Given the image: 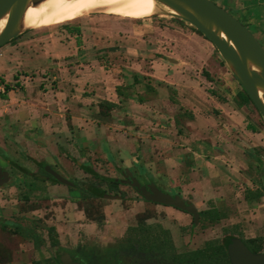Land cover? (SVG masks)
Returning <instances> with one entry per match:
<instances>
[{"label": "crops", "instance_id": "crops-1", "mask_svg": "<svg viewBox=\"0 0 264 264\" xmlns=\"http://www.w3.org/2000/svg\"><path fill=\"white\" fill-rule=\"evenodd\" d=\"M143 21L147 23L142 25ZM143 21H136L142 34L136 40L111 32L108 26L88 28L78 21L49 33L31 31L17 44L3 47L11 53L17 45L57 34L65 53L53 67L38 69L49 70L51 78L38 86L35 97L15 91L12 79H0V159L16 164L23 156L31 160L24 168L17 164L23 175L0 167L5 174L0 189L14 176L18 180L16 175L21 181L39 171L47 176L46 169L65 178L74 166L78 175L87 169L96 173L97 166L111 172L116 167L145 170V175L139 173L146 179L181 187L194 201L219 199L246 181L238 165L247 169L253 156L249 149H262L263 143L258 133L248 130L247 105L236 82L221 70L214 47L164 12ZM30 35L34 40L28 39ZM124 44L133 51L122 54ZM5 86L13 90L6 92ZM45 122L52 141L39 145ZM156 159L162 160V172ZM60 185L48 190L71 198Z\"/></svg>", "mask_w": 264, "mask_h": 264}, {"label": "rangeland", "instance_id": "rangeland-1", "mask_svg": "<svg viewBox=\"0 0 264 264\" xmlns=\"http://www.w3.org/2000/svg\"><path fill=\"white\" fill-rule=\"evenodd\" d=\"M210 1L239 20L264 47V0ZM157 9V14L162 13V10L168 11L160 5H157ZM151 16L123 18L96 12L67 19L59 24L28 29L21 36L35 30L49 33L52 28H64L68 23L82 21L88 28L108 26L111 32L128 37L126 39L133 36V40H136L135 37L142 36L140 24L136 21H143ZM146 23L143 21L141 24ZM57 38L56 34L52 39L17 45L11 53L3 47L17 44V39L2 46L0 79H12L10 84L15 91L22 92L24 96L32 94L35 97L38 86L46 84V79L51 78L49 70L38 69L46 65L53 67L59 54L65 53L64 46L59 45ZM28 39L34 40L32 35ZM137 40L140 42V39ZM64 43L67 45L66 41ZM132 48L128 44L120 47L122 54L133 51ZM214 50L221 70L236 82L237 90L244 99L243 103L247 105V120H257V123H253L257 127L258 138L263 143L262 149H249L253 156L247 160V169L244 165H238V170L246 174V181L235 185L232 191L221 195L219 199L194 201L181 187L173 188L168 182L154 180L153 183L166 193L180 198L184 196L182 199L194 206L199 214L195 224L193 217L184 212L144 201L137 189L130 184L131 181L128 185L119 184L117 190L112 191L110 188L114 186L108 181L95 175H85V172L84 175L74 173L78 170L77 166L71 170L68 168L70 175L65 177L74 186L70 188L60 185L71 192V198L67 195L65 197L63 193L49 191L48 188L56 184L50 182L40 171L32 179L23 177L25 181H21L22 177L16 175L18 180L14 176L0 189V211L6 210L4 215H0V264H61L62 250L70 251L71 256L78 259L80 264H231L225 246L229 238H238L256 253L264 254V121L247 100L242 87L215 48ZM128 58L134 59V56L129 54ZM144 58L141 56L139 59ZM49 85L52 86V82ZM249 116H253V119ZM30 124L33 128L38 126L36 121ZM17 126L19 124L14 125ZM43 127L45 137L37 140L39 145L52 141L49 124L45 122ZM38 134L34 131V135ZM26 159L23 156L15 162L24 168L31 161L27 162ZM2 160L3 162L0 159L2 170L12 174L19 170L22 175L25 174L10 159ZM154 161L160 164L158 168L162 172V160ZM96 169V173L104 178H128L121 168L116 167L112 172L106 167L97 166ZM144 171L131 169L136 177H139V172L145 175ZM140 181L144 187L152 184L145 177H141ZM95 188L110 197H93ZM55 229L57 233L54 232Z\"/></svg>", "mask_w": 264, "mask_h": 264}, {"label": "water", "instance_id": "water-1", "mask_svg": "<svg viewBox=\"0 0 264 264\" xmlns=\"http://www.w3.org/2000/svg\"><path fill=\"white\" fill-rule=\"evenodd\" d=\"M45 1L0 0V22L6 21L0 31V48L28 30L24 24L27 10ZM154 2L168 10L162 12L198 31L214 46L264 121V47L255 36L239 20L210 0H154ZM46 172L59 183L72 186L55 172L49 169H46ZM0 178H5V174L0 172ZM3 182L4 179L0 180V185ZM130 184L144 200L186 212L197 224L199 219L197 210L182 198L161 192L154 184L148 187L141 186L136 179H132ZM227 254L231 264H264V254L253 253L238 238L231 239L227 246ZM60 262L79 264L67 254L60 257Z\"/></svg>", "mask_w": 264, "mask_h": 264}, {"label": "bare ground", "instance_id": "bare-ground-1", "mask_svg": "<svg viewBox=\"0 0 264 264\" xmlns=\"http://www.w3.org/2000/svg\"><path fill=\"white\" fill-rule=\"evenodd\" d=\"M157 11L154 0H46L27 10L24 24L27 29L33 30L42 25L59 24L67 19L96 12L123 18H140L154 15ZM5 22H0V31Z\"/></svg>", "mask_w": 264, "mask_h": 264}, {"label": "flooded vegetation", "instance_id": "flooded-vegetation-1", "mask_svg": "<svg viewBox=\"0 0 264 264\" xmlns=\"http://www.w3.org/2000/svg\"><path fill=\"white\" fill-rule=\"evenodd\" d=\"M202 36V35H201ZM260 116V115H259ZM249 122H251V124H254L251 120H248V123ZM255 125V124H254ZM256 126V125H255ZM257 128V127H256ZM249 130H251L252 131V129H250L249 128ZM253 132V131H252ZM254 133H258L257 132V130L254 132ZM125 172V173H124ZM2 173V172H1ZM56 173V172H55ZM86 173V174H85ZM85 175H87V174H90V175H95V177H100V179L101 178H104V177H102V176H99L98 174H96V173H94V172H92L91 170H89V169H87V170H85ZM123 173H124V176L125 175H127V176H125V177H128L127 179H130V180H118L116 177H114V178H107V179H111V180H116L119 184H123V185H128V183L127 182H129V181H131L132 179H136L140 184H141V186H142V183H141V181H140V179H141V177L142 178H144V176H142L140 173L138 174V176L139 177H136V175H134V172H126L124 169H123ZM47 174V177L48 178H50V179H52V181L54 182V183H56V184H58V185H60L61 183H59L52 175H50L48 172L46 173ZM57 175H59L61 178H63V179H65L63 176H61L60 174H58V173H56ZM134 177H136V178H134ZM106 178V177H105ZM3 179H5V178H0V180H3ZM55 180V181H54ZM65 180H67L68 182H70L71 184H72V186H67V185H64V186H66V187H70V188H72L73 186H74V183H72L71 181H69L68 179H65ZM122 182H126V183H122ZM149 182H152V184H154L153 183V180H149ZM61 185H63V184H61ZM154 186L158 189V190H160L161 192H164V193H166L165 191H163V189H161L158 185H155L154 184ZM97 188H95V190H96ZM100 191H102V190H100ZM103 192V191H102ZM166 194H168V193H166ZM169 195H171L172 197H175V194H169ZM141 196V195H140ZM103 197L104 198H108V197H110V196H107V195H104L103 194ZM102 197V198H103ZM183 198V197H182ZM144 200V199H143ZM144 201H146V200H144ZM146 202H148V201H146ZM149 203H151V202H149ZM153 204H155V203H153ZM155 205H158V204H155ZM161 206H163V205H161ZM164 207H167V206H164ZM169 208H173V207H169ZM173 209H175V208H173ZM175 210H177V209H175ZM178 211H180V210H178ZM182 212V211H181ZM184 213H186V212H184ZM186 214H188V213H186ZM188 215H190V214H188ZM191 216V215H190ZM194 220V219H193ZM54 232H56V230H54ZM57 233V232H56ZM64 254H67V255H69L70 256V258L74 261V262H76V263H79L80 264V261L78 260V259H76L75 257H72L71 256V253H70V251H67V250H62L61 251V254H60V257L62 256V255H64Z\"/></svg>", "mask_w": 264, "mask_h": 264}, {"label": "trees", "instance_id": "trees-1", "mask_svg": "<svg viewBox=\"0 0 264 264\" xmlns=\"http://www.w3.org/2000/svg\"><path fill=\"white\" fill-rule=\"evenodd\" d=\"M194 31H196V30H194ZM196 32H197L198 34L202 35V34L199 33L198 31H196ZM18 37H19V36H18ZM18 37H16L15 39H17ZM15 39H14V40H15ZM12 41H13V40H12ZM2 83H3V82L1 81V82H0V85H3ZM4 89H5L6 92L13 90V88H11L10 86H5ZM243 93H244L245 97L247 98V100H248L250 103H252L251 100L249 99V97L247 96V94L244 92V90H243ZM249 128L252 129L253 132H255V131L257 130L256 126H255L254 124H251V122L248 123V129H249ZM99 178H100V177H99ZM101 179H103L104 181H108L109 183L113 184L114 187L110 188V189H112V191H116V190H117V186L119 185V183H118L116 180H111V179H107V178H101ZM54 181H55V180H54ZM103 193H104V192L100 191L99 189H96L95 192L93 193V197H95V198H102V197H103ZM203 214H204V213H203ZM203 214H202V215H203ZM231 239H232V238H229V239L226 240V242H225V246H226V248H227L228 244L230 243ZM243 242H244V241H243ZM244 244H245V245H246V246H247V247H248L253 253H256L255 251H253V250L247 245V243L244 242ZM226 258H227V254H226Z\"/></svg>", "mask_w": 264, "mask_h": 264}]
</instances>
